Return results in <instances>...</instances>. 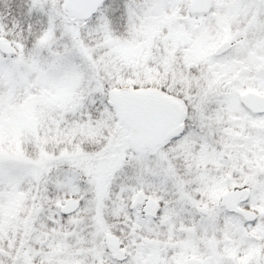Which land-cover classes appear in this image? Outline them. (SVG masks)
<instances>
[{"label": "snow or ice", "instance_id": "6c2138e0", "mask_svg": "<svg viewBox=\"0 0 264 264\" xmlns=\"http://www.w3.org/2000/svg\"><path fill=\"white\" fill-rule=\"evenodd\" d=\"M0 264H264V0H0Z\"/></svg>", "mask_w": 264, "mask_h": 264}]
</instances>
